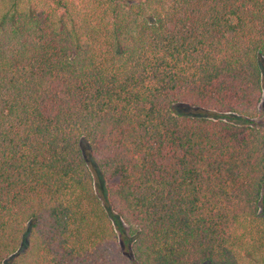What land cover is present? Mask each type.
Instances as JSON below:
<instances>
[{"label": "trees", "instance_id": "1", "mask_svg": "<svg viewBox=\"0 0 264 264\" xmlns=\"http://www.w3.org/2000/svg\"><path fill=\"white\" fill-rule=\"evenodd\" d=\"M263 75L264 0H0V264H264Z\"/></svg>", "mask_w": 264, "mask_h": 264}, {"label": "rangeland", "instance_id": "2", "mask_svg": "<svg viewBox=\"0 0 264 264\" xmlns=\"http://www.w3.org/2000/svg\"><path fill=\"white\" fill-rule=\"evenodd\" d=\"M263 79H264V75H263ZM173 114L174 115H190V116H202V117H214L213 114L207 113L203 110H197L194 108H186L185 106L182 105H175L174 109H173ZM224 119L230 122H233L235 124H244L246 123V119L244 120L243 118L230 114V115H225ZM250 121V120H249ZM253 122L255 123H264V119L260 118V119H255L253 120ZM92 167L94 168V173H95V178L97 180V187L99 188V190L101 191V193H103V178L101 176V173L99 172V170L96 168V165L92 164ZM27 233L26 235H24V243L21 246V249H25L26 245H27Z\"/></svg>", "mask_w": 264, "mask_h": 264}]
</instances>
